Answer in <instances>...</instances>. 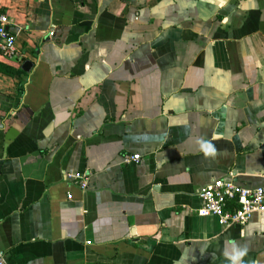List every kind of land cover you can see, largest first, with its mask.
<instances>
[{
  "label": "crops",
  "instance_id": "obj_1",
  "mask_svg": "<svg viewBox=\"0 0 264 264\" xmlns=\"http://www.w3.org/2000/svg\"><path fill=\"white\" fill-rule=\"evenodd\" d=\"M0 8L19 56L0 62L32 63L0 73L10 264H231L234 247L241 264H264V213L242 226L196 213L213 179L264 186V0Z\"/></svg>",
  "mask_w": 264,
  "mask_h": 264
},
{
  "label": "built area",
  "instance_id": "obj_2",
  "mask_svg": "<svg viewBox=\"0 0 264 264\" xmlns=\"http://www.w3.org/2000/svg\"><path fill=\"white\" fill-rule=\"evenodd\" d=\"M14 24V18L0 8V61L19 60L16 36L11 29ZM53 34L54 30L48 33L49 36ZM139 159L138 153L123 156L126 164L136 163ZM66 176L81 189L88 185L89 175L86 172H70ZM197 195L201 205L196 213L200 216H213L219 226H242L253 214L264 213V186L245 187L232 179L218 178L201 187ZM68 198H71L70 194ZM0 264H10L8 256L1 248Z\"/></svg>",
  "mask_w": 264,
  "mask_h": 264
},
{
  "label": "clouds",
  "instance_id": "obj_3",
  "mask_svg": "<svg viewBox=\"0 0 264 264\" xmlns=\"http://www.w3.org/2000/svg\"><path fill=\"white\" fill-rule=\"evenodd\" d=\"M247 253L246 248H236L234 247L232 252L228 255V259L231 261V264H241L242 257Z\"/></svg>",
  "mask_w": 264,
  "mask_h": 264
},
{
  "label": "trees",
  "instance_id": "obj_4",
  "mask_svg": "<svg viewBox=\"0 0 264 264\" xmlns=\"http://www.w3.org/2000/svg\"><path fill=\"white\" fill-rule=\"evenodd\" d=\"M0 73L7 75V76L24 74V72L20 68L14 66L12 64H6V63H2V62H0Z\"/></svg>",
  "mask_w": 264,
  "mask_h": 264
},
{
  "label": "water",
  "instance_id": "obj_5",
  "mask_svg": "<svg viewBox=\"0 0 264 264\" xmlns=\"http://www.w3.org/2000/svg\"><path fill=\"white\" fill-rule=\"evenodd\" d=\"M31 67L32 63L29 60H25L20 66L21 70H23L24 72H29Z\"/></svg>",
  "mask_w": 264,
  "mask_h": 264
}]
</instances>
